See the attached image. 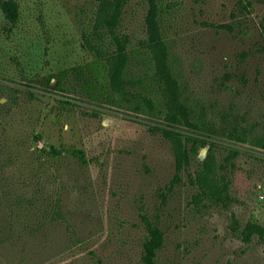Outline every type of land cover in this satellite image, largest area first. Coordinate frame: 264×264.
<instances>
[{
    "label": "rangeland",
    "instance_id": "rangeland-1",
    "mask_svg": "<svg viewBox=\"0 0 264 264\" xmlns=\"http://www.w3.org/2000/svg\"><path fill=\"white\" fill-rule=\"evenodd\" d=\"M17 1L20 19L9 36L0 9V264H142V213L166 234L159 264H264V242L245 243L231 230L232 213L243 224L264 225V154L218 142L215 154L231 182L228 206L193 203L198 189L189 173L199 155L184 183L169 191L172 145L128 104L81 94L64 103L23 87L15 59L28 78L94 61L82 47L93 2ZM127 1L123 31L137 46L147 36L148 2ZM162 4L163 29L192 102L217 127L228 117L263 124L264 0ZM146 54L133 68L140 77ZM39 206L54 210L50 226L37 224Z\"/></svg>",
    "mask_w": 264,
    "mask_h": 264
},
{
    "label": "trees",
    "instance_id": "trees-1",
    "mask_svg": "<svg viewBox=\"0 0 264 264\" xmlns=\"http://www.w3.org/2000/svg\"><path fill=\"white\" fill-rule=\"evenodd\" d=\"M90 1L94 4L93 19L82 32V47L94 61L56 74L28 78L20 60L15 59L23 87L31 94L40 91L53 97L57 95L64 103L79 102L78 94H81L92 102L117 98L128 104L131 115L149 121L153 131L161 133L172 145L176 172L169 191L184 183V174L194 157L201 148L210 145L205 159L189 173V179L198 189L193 203L231 204V182L221 172L215 148L218 142L225 140L264 154V123H243L242 118L228 117L217 127L204 110L192 102L180 80L172 45L163 29L166 9L162 0H146L149 7L145 17L147 36L137 46L131 44L130 35L123 31L127 0ZM0 9L5 20L3 32L9 36L19 22L20 4L17 0H0ZM144 53L149 57V64L148 70L143 71L144 77H140L133 68L139 55ZM137 86L141 91L131 90ZM37 210L35 217L39 226L54 223V210L40 206ZM141 219L148 233L143 244L142 264H159L158 256L165 245L166 234L149 214L142 213ZM231 230L245 243H251L255 237L264 242V225L253 221L243 224L236 213H232Z\"/></svg>",
    "mask_w": 264,
    "mask_h": 264
},
{
    "label": "water",
    "instance_id": "water-1",
    "mask_svg": "<svg viewBox=\"0 0 264 264\" xmlns=\"http://www.w3.org/2000/svg\"><path fill=\"white\" fill-rule=\"evenodd\" d=\"M210 146H207V147H203L200 149V152H199V157L201 160H204L205 157L207 156L208 154V150H209Z\"/></svg>",
    "mask_w": 264,
    "mask_h": 264
}]
</instances>
